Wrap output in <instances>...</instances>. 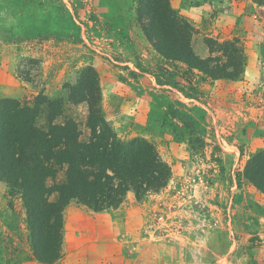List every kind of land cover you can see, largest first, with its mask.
<instances>
[{
	"label": "rangeland",
	"instance_id": "obj_1",
	"mask_svg": "<svg viewBox=\"0 0 264 264\" xmlns=\"http://www.w3.org/2000/svg\"><path fill=\"white\" fill-rule=\"evenodd\" d=\"M207 3L219 5L184 0L181 7ZM171 5L196 29L192 45L203 59L209 38L241 42L249 59L240 80L197 78L196 99L159 86L156 73L184 67L166 62L149 42L138 0H0V100L45 89L50 98L62 96L63 116L85 129L87 105L70 104L62 87L92 65L119 135L152 140L172 169L161 192L142 201L130 194L117 210L94 213L71 203L63 259L86 249L102 264L120 252L136 264H264V194L244 176L264 149V7L248 0L234 20L219 7L193 19ZM26 222L23 201L10 199L0 182V264H40L24 261L31 255Z\"/></svg>",
	"mask_w": 264,
	"mask_h": 264
},
{
	"label": "trees",
	"instance_id": "obj_2",
	"mask_svg": "<svg viewBox=\"0 0 264 264\" xmlns=\"http://www.w3.org/2000/svg\"><path fill=\"white\" fill-rule=\"evenodd\" d=\"M253 1L264 7V0ZM138 21L163 59L184 67L183 73L166 68L156 73L159 86L196 99L197 78L238 81L245 73L249 57L237 39L209 38L210 57L198 56L192 45L196 29L171 0H138ZM75 73L76 82H65L62 91L70 104L87 105L85 129L63 116L65 99L50 98L45 89L31 98L0 100V182L8 187V197H19L26 209L31 255L24 261L63 259L64 212L71 203L94 213L117 210L130 194L142 201L161 192L172 177L152 140L122 138L108 120L95 67ZM244 176L264 194V149L250 158Z\"/></svg>",
	"mask_w": 264,
	"mask_h": 264
},
{
	"label": "crops",
	"instance_id": "obj_3",
	"mask_svg": "<svg viewBox=\"0 0 264 264\" xmlns=\"http://www.w3.org/2000/svg\"><path fill=\"white\" fill-rule=\"evenodd\" d=\"M194 1H198V0H194ZM183 2L184 0H174V3L178 5L177 8L181 9L180 11L181 14L188 15L189 17H192L193 19L195 18L197 19L199 15L202 13L203 15H208V10L219 7L220 9H222L221 15L223 16V18L227 16L228 18H233L235 20L238 16H240V13L242 12V9H239L238 5H241V6L245 5V3L248 2V0H218V3H219L218 6L216 5L212 6L211 4L207 3L204 6L202 5L191 6L190 5L187 8L181 7V3ZM121 17L122 16L118 15L117 19H121ZM123 23L127 24L126 20ZM189 225H190V222L187 220H184V227H185L184 229L188 228ZM187 238L188 237L186 236L185 239L188 240ZM90 252L89 251L87 252L86 249L85 251H81V252L76 251L74 254H71L69 257H66L65 259H62L60 261H62L64 264H78L80 260L82 264H102V260H99L100 257L96 254H93L94 252L91 255H89ZM130 261L131 260H126L124 254L120 252V254H118L114 259H112V262H110L109 264L111 263L112 264H136L135 260L133 261V263ZM103 263L108 264V262L106 263L105 261H103Z\"/></svg>",
	"mask_w": 264,
	"mask_h": 264
}]
</instances>
